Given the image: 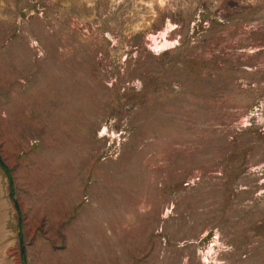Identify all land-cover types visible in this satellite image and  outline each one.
<instances>
[{
  "label": "rangeland",
  "instance_id": "374dc122",
  "mask_svg": "<svg viewBox=\"0 0 264 264\" xmlns=\"http://www.w3.org/2000/svg\"><path fill=\"white\" fill-rule=\"evenodd\" d=\"M0 158V264H264V0H0Z\"/></svg>",
  "mask_w": 264,
  "mask_h": 264
},
{
  "label": "trees",
  "instance_id": "16d2710c",
  "mask_svg": "<svg viewBox=\"0 0 264 264\" xmlns=\"http://www.w3.org/2000/svg\"><path fill=\"white\" fill-rule=\"evenodd\" d=\"M0 164H1L2 168L6 171V173H8V175L10 176L8 169H7L6 165L2 162L1 158H0ZM22 256L24 258V256H25V252L24 251H23V255Z\"/></svg>",
  "mask_w": 264,
  "mask_h": 264
},
{
  "label": "bare ground",
  "instance_id": "6f19581e",
  "mask_svg": "<svg viewBox=\"0 0 264 264\" xmlns=\"http://www.w3.org/2000/svg\"><path fill=\"white\" fill-rule=\"evenodd\" d=\"M63 108V107H62ZM92 116V115H91ZM89 121V120H88Z\"/></svg>",
  "mask_w": 264,
  "mask_h": 264
}]
</instances>
